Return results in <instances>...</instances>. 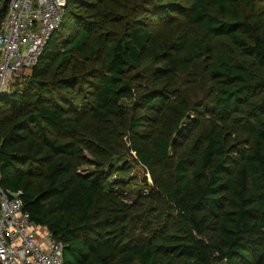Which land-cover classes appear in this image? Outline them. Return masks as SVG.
<instances>
[{
  "label": "trees",
  "instance_id": "trees-1",
  "mask_svg": "<svg viewBox=\"0 0 264 264\" xmlns=\"http://www.w3.org/2000/svg\"><path fill=\"white\" fill-rule=\"evenodd\" d=\"M13 85L0 184L63 264H264V0H67ZM119 147L151 175L140 203L104 191Z\"/></svg>",
  "mask_w": 264,
  "mask_h": 264
},
{
  "label": "built area",
  "instance_id": "built-area-1",
  "mask_svg": "<svg viewBox=\"0 0 264 264\" xmlns=\"http://www.w3.org/2000/svg\"><path fill=\"white\" fill-rule=\"evenodd\" d=\"M66 4L67 0L7 1L0 13V96L10 93L14 81L36 64L59 28ZM62 252L63 244L23 210L21 191L11 192L0 184V264H63Z\"/></svg>",
  "mask_w": 264,
  "mask_h": 264
},
{
  "label": "rangeland",
  "instance_id": "rangeland-1",
  "mask_svg": "<svg viewBox=\"0 0 264 264\" xmlns=\"http://www.w3.org/2000/svg\"><path fill=\"white\" fill-rule=\"evenodd\" d=\"M131 17L133 19H143V17L147 18L146 14H131ZM111 27L115 30L120 29V25L117 24H113ZM159 30V27L152 28L153 32H158ZM166 31H170L171 33L173 30L171 29ZM200 33L201 32L198 28L191 29L189 31L190 41H195L199 37ZM158 36L159 35H156V37ZM192 46L193 43H191V47ZM192 65H195V63H193ZM181 69L183 70L185 68L182 67ZM193 69H197V65L193 66ZM182 76L183 72H179V74L177 75L178 81H185L187 79ZM82 130L90 133L95 132L93 122L88 121V119H84ZM227 135L228 138H230V141H234L242 137L241 132L235 130V128L232 126H228ZM84 154L87 156L89 161H95L96 158L91 156L86 150H84ZM113 154L114 155L111 160L104 158V156L101 159L104 164L103 166H105L104 171L105 173H108V178L104 186V191H117L119 193H122L124 199L129 201L131 204L140 203L141 199L149 195L152 190H155L149 171L146 170L139 162L137 163L134 156V152L126 151L124 148L119 147L115 148ZM92 169H94L93 164L82 163L78 166V170L82 173L89 172ZM111 170H113V172H110ZM143 201L146 204L150 205V202L149 200H147V198ZM158 226L159 223H154L153 227ZM217 264L226 263L223 261Z\"/></svg>",
  "mask_w": 264,
  "mask_h": 264
},
{
  "label": "water",
  "instance_id": "water-1",
  "mask_svg": "<svg viewBox=\"0 0 264 264\" xmlns=\"http://www.w3.org/2000/svg\"><path fill=\"white\" fill-rule=\"evenodd\" d=\"M7 0H3L1 6H0V13L5 9Z\"/></svg>",
  "mask_w": 264,
  "mask_h": 264
},
{
  "label": "bare ground",
  "instance_id": "bare-ground-1",
  "mask_svg": "<svg viewBox=\"0 0 264 264\" xmlns=\"http://www.w3.org/2000/svg\"><path fill=\"white\" fill-rule=\"evenodd\" d=\"M8 1V0H7ZM2 2H3V0H2ZM7 3V2H6ZM2 4V3H1Z\"/></svg>",
  "mask_w": 264,
  "mask_h": 264
}]
</instances>
